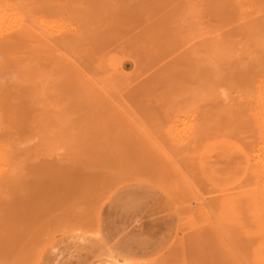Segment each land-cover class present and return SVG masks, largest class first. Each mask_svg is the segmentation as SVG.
<instances>
[{
    "label": "rangeland",
    "instance_id": "obj_1",
    "mask_svg": "<svg viewBox=\"0 0 264 264\" xmlns=\"http://www.w3.org/2000/svg\"><path fill=\"white\" fill-rule=\"evenodd\" d=\"M42 1L1 2L0 264L262 263L264 0Z\"/></svg>",
    "mask_w": 264,
    "mask_h": 264
},
{
    "label": "bare ground",
    "instance_id": "obj_2",
    "mask_svg": "<svg viewBox=\"0 0 264 264\" xmlns=\"http://www.w3.org/2000/svg\"><path fill=\"white\" fill-rule=\"evenodd\" d=\"M43 1H45V2H53L54 0H43ZM42 1V2H43ZM1 2H5V0H0V50L2 51V52H4V51H7V50H12V48H13V45H15L16 44V42H17V40L20 38V35L19 34H14V33H12V31H11V29H10V31H9V28H7L6 26H5V21H6V19H8L9 17H10V15H11V12L8 10V8L6 7V6H3V5H1ZM39 2V1H38ZM37 3V2H36ZM47 4V3H46ZM73 7V6H72ZM50 8V7H49ZM53 8V7H52ZM57 8V7H56ZM41 24V23H40ZM43 24H45V23H43ZM30 24H28V26H29ZM33 25L34 24H32V25H30L31 26V28L33 27ZM39 25V24H38ZM38 25H36V26H38ZM50 25V24H49ZM27 26V27H28ZM42 26V25H41ZM51 26V25H50ZM49 26V27H50ZM41 27H39V29H40ZM53 28V27H52ZM51 28V29H52ZM33 29H35V27H33L32 28V30ZM36 29H38V28H36ZM35 29V30H36ZM38 29V30H39ZM43 29H45V28H43L42 27V30ZM34 30V31H35ZM42 30L40 29L39 31H37V32H40L39 34H41V33H43L44 34V30H43V32H42ZM47 30V29H46ZM45 30V33L47 32ZM57 30V29H56ZM70 30V29H69ZM52 31V30H51ZM74 29H73V34H74ZM49 32V31H48ZM68 32V31H67ZM72 32H71V36H72ZM50 33V32H49ZM63 34H65L66 33V31H65V33H64V31L62 32ZM61 33V34H62ZM38 34V35H39ZM42 34V35H43ZM51 34L52 33H50V34H44V37H46L45 35H48V36H50V37H53V36H51ZM57 34H59V33H57ZM67 34V33H66ZM42 35H41V37H42ZM208 35V34H207ZM212 35V34H211ZM210 35V36H211ZM66 36V35H65ZM205 36V35H204ZM210 36L208 37V36H206L205 38H204V40L202 41L201 40V42H207L208 40H209V38H210ZM58 37V36H57ZM61 37V36H60ZM60 37H59V39H60ZM48 38V41L50 40V38L49 37H47ZM62 38V37H61ZM196 38V37H195ZM214 38H215V36H214ZM42 39V38H41ZM203 39V38H202ZM54 40V39H53ZM210 40H211V38H210ZM52 40H50V42H51ZM198 41H200V39L198 40ZM46 43H48V42H46ZM54 43V42H53ZM196 43V42H195ZM195 43H193L194 45H195ZM210 43V45H208L207 44V46L209 47H211L210 49H212L213 47L215 48V46H217L218 48H219V46L217 45L218 44V42H209ZM193 45L191 44V47H192ZM190 47V46H189ZM217 48V49H218ZM221 48V47H220ZM214 50H216V49H214ZM216 52V51H215ZM4 56L6 55V54H3ZM8 56V55H7ZM7 56H5V57H7ZM1 57H3L2 55H1ZM9 57V56H8ZM4 59H7V58H4ZM169 63V62H168ZM157 72V71H156ZM139 84V83H138ZM262 100H264V97H262ZM123 103V102H122ZM125 104V103H124ZM120 105V104H119ZM118 105V106H119ZM123 105V104H122ZM126 107V106H125ZM127 108V107H126ZM121 109V108H120ZM123 109V108H122ZM125 109V108H124ZM257 110H258V113H260L261 114V116H260V123H262V125H264V113H261V112H264V102H262V106L260 105V107H258L257 108ZM125 111H127V110H125ZM179 122V121H178ZM176 123V122H175ZM174 122H173V125L175 124ZM182 123V122H181ZM186 124V123H185ZM172 125V126H173ZM178 125V124H177ZM193 126V125H192ZM181 127V126H180ZM185 127V126H184ZM189 127V126H188ZM187 127V128H188ZM190 127H191V125H190ZM195 127V126H194ZM176 128H178V127H175L174 126V128H172V129H170L169 131L167 130L166 132H168L167 133V137L170 135V131H172L171 133H172V135L174 136H172V135H170L168 138L166 137L165 139H167L168 140V145H169V143H170V146H171V141H172V143H177V145H179L180 146V144H184V142H185V137L186 136H184V139L183 138H181L182 139V141H181V139L180 138H177V139H180V140H177L176 139V137H178L177 135H178V133L180 134V132L181 131H179V130H181V129H177L176 130ZM192 129H193V127H191ZM191 128H189L190 130H191ZM169 129V128H168ZM183 129H185V128H183ZM182 129V130H183ZM198 130H199V128H197ZM185 130H183V132H184ZM189 131V130H188ZM166 132H164V133H166ZM192 132L194 133L195 131L194 130H192ZM192 133V134H193ZM184 134V133H183ZM185 134H187V132L185 133ZM189 135V134H188ZM187 135V136H188ZM180 136V135H179ZM182 136V135H181ZM192 136V135H191ZM171 137V138H170ZM190 137V136H189ZM172 138H175V140H177V141H175V140H173ZM191 138V137H190ZM171 139V140H170ZM261 141H262V144L260 145V148L258 149L259 150V152L258 153H256L255 155H254V161H255V165H257V167L259 168V174H260V179L258 180L261 184H260V187H261V192L259 191V192H255L254 190H251V192H250V200H249V205H251L252 207H254L255 206V211H256V216L258 217V218H260L261 217V215L262 214H264V213H262V212H264V129H262V131H261ZM163 141H165V140H163ZM170 141V142H169ZM175 141V142H174ZM179 142V143H178ZM187 142L188 141H186L185 142V144H187ZM160 143V142H159ZM257 174V173H256ZM135 178H143V179H145V180H150V181H153L154 183H158L160 186H163V187H165L167 190H170V188L166 185V184H164V182L162 181V180H160V179H155L154 177H146V176H137V177H135ZM135 178H131V179H135ZM153 178V179H152ZM159 181V182H158ZM219 196H221V195H219ZM247 196V195H246ZM236 197H238V196H236ZM236 197H234L233 195H231V194H226V196H225V206H226V209L224 210L226 213H224V211H220V214L222 215V217H224V219H232L233 221H235V222H237V221H242V217H243V215H242V211H240V209L244 206L243 205V203L241 202V200L240 199H237ZM103 198H105V196L103 197ZM103 200V199H102ZM102 200H101V202H102ZM100 202V203H101ZM262 203V206L261 207H259L258 205H259V203ZM100 203H99V206L95 209V211H94V214H93V217H91V218H89L88 220H86V221H84V222H82V223H79V224H75V225H68V226H66V227H64L63 229H62V231L61 232H69V231H78V232H88L89 234H91V235H94V236H97L98 238H99V233H98V229H97V218H98V211H99V207H100ZM198 203V202H197ZM199 205H200V203H199ZM203 205V204H202ZM254 205V206H253ZM261 205V204H260ZM189 209V207H179V211H182L183 213H185V212H187V210ZM228 212V213H227ZM181 216H182V214H180ZM230 215H232L233 216V218L230 216ZM229 221V220H228ZM180 226H181V219H180ZM261 233H264V230H262V232ZM54 237H51V239H53ZM50 240V239H49ZM178 241H180V243L179 244H183V253H182V255H183V257L185 258V255H184V253L186 252L185 251V243H183V242H186L187 240L184 238L183 240H182V236H180L179 238H178ZM185 244V245H184ZM47 245V243H45L44 245H43V247L41 248V249H39L38 250V253H37V255H36V257H35V260H34V264H36L37 263V259L39 258V255H40V253H41V251L44 249V247ZM259 250H261V249H259ZM262 251V250H261ZM259 253V252H258ZM262 254V253H261ZM259 255V254H258ZM262 257V260H264V256H261ZM260 258V257H259ZM257 259V258H256ZM114 260H115V263L116 264H150V262L148 263H131V262H127V261H125V260H122L121 258H119V257H117V256H115V258H114ZM258 260V259H257ZM255 263H257V262H255ZM254 263V264H255ZM258 264V263H257ZM260 264H264V261H262V263H260Z\"/></svg>",
    "mask_w": 264,
    "mask_h": 264
},
{
    "label": "crops",
    "instance_id": "obj_3",
    "mask_svg": "<svg viewBox=\"0 0 264 264\" xmlns=\"http://www.w3.org/2000/svg\"><path fill=\"white\" fill-rule=\"evenodd\" d=\"M115 256H117V257H118V255L114 254V255H113V259L115 258ZM119 258H120V257H119Z\"/></svg>",
    "mask_w": 264,
    "mask_h": 264
}]
</instances>
